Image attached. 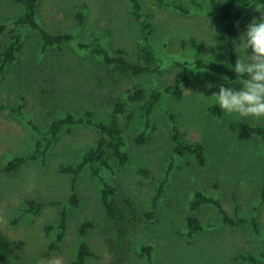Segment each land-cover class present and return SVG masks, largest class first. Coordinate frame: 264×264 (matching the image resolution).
Returning <instances> with one entry per match:
<instances>
[{
	"label": "rangeland",
	"instance_id": "obj_1",
	"mask_svg": "<svg viewBox=\"0 0 264 264\" xmlns=\"http://www.w3.org/2000/svg\"><path fill=\"white\" fill-rule=\"evenodd\" d=\"M141 1L155 26L153 45L161 61L157 70L132 76L115 73L77 47V42L88 43L98 34L111 51L125 49L138 62L139 35L127 0H41L39 24L53 34L76 36L74 42L47 50L38 32L15 25L24 11L18 1L0 0V23L14 28L23 42L17 60L0 78V104L18 107L24 103L25 118L43 132L54 119L69 112L83 118L91 112L96 120L107 122L111 103L125 98L128 91L138 86L149 94L163 91L178 76H187L182 96L164 93L148 124L144 104L134 106V117L125 128L129 163L118 166L113 162L112 169H102L101 177L93 176L89 167L84 169L77 186V206L70 202L71 176L60 173L59 168L78 164L96 145L99 133L87 123L71 131L64 129L46 157L29 161L0 179V231L14 247L12 264H37L52 257L69 264L83 240L94 253L87 264H151L142 251L149 246L153 264H248L239 256L264 253V142L259 137L239 138L247 124L264 126V116L240 117L223 110L222 115L213 113L211 107L217 104L212 93H218L221 86L239 90L243 85L197 69L196 51L190 44L195 37L205 61L230 65L219 12L211 0H177L185 11L154 0ZM257 6L252 0H238L234 10L236 58L242 62L248 61L237 46L245 25L253 16L259 17ZM82 11L87 16L80 25L77 15ZM8 37L9 33L0 34V47L7 44ZM245 51L251 55V48ZM175 128L188 141L205 146L204 166L193 155L175 153ZM143 133L141 143L138 137ZM37 140L25 119L1 113L0 167L16 156L31 155ZM101 178L116 189L115 200L125 213L120 222L110 218L103 206ZM162 184L164 193L156 215L149 218L151 200ZM196 191L220 199L232 215L255 216L260 234L243 225H225L212 205L192 211ZM31 199L46 203L39 214L28 211ZM63 207L69 212L68 229L55 249L51 245L60 233ZM190 215L202 226L193 237L187 227ZM84 222L95 226L82 238Z\"/></svg>",
	"mask_w": 264,
	"mask_h": 264
},
{
	"label": "trees",
	"instance_id": "obj_2",
	"mask_svg": "<svg viewBox=\"0 0 264 264\" xmlns=\"http://www.w3.org/2000/svg\"><path fill=\"white\" fill-rule=\"evenodd\" d=\"M23 7L24 11L15 22L17 26H26L39 33L44 50L54 47H60L65 43L74 42L76 36L72 34H53L46 28L42 27L38 22V5L41 0H17ZM159 4L169 6L177 10H184L177 0H154ZM255 4L260 5L264 0H252ZM131 16L137 27L139 35V45L137 46L138 62L130 59L128 52L125 49H118L114 52L103 41L102 37L94 34L88 43L77 42V47L80 50L89 51L102 64L110 67L115 73L125 75L141 76L145 73L152 72L158 69L161 61V54L155 49L153 45V35L155 26L150 19L148 13L145 12L141 0H127ZM219 12L220 18L224 23V30L222 39L227 43L229 48L230 65H224L219 62H207L202 56V46L195 37L190 39V44L195 48L196 60L195 65L197 69L205 70L220 76L226 77L229 81L237 80L234 71V65L237 61L236 46L234 38L236 35L237 24L234 22V10L238 0H211ZM87 14L82 11L78 13L77 19L80 25L86 21ZM9 33L8 42L4 47H0V78L4 75L6 67L15 62L20 54L23 42L22 35L16 33V30L10 29L8 24L0 23V34ZM185 43V42H184ZM187 76H178L173 83L169 84L163 91L153 90L150 94L143 86H138L131 91H128L125 98L113 101L109 121H98L91 112L87 113V118L77 117L74 113H66L54 119L46 132L41 131L39 126L32 120H27L23 113L25 104L22 103L18 107L0 104V114L10 113L21 119H25L29 126L38 136L34 152L28 156H16L11 159L5 166L0 167V179L3 176H10L16 173L23 165L29 161L36 160L38 157H46L53 146L59 140V136L64 129L71 131L75 126L82 124H89L94 127L98 133L99 138L96 145L90 150L86 151L81 161L76 165H62L59 172L71 176V196L70 202L72 205L79 204V197L77 193L78 181L84 169L89 167L93 176L101 177L102 169H112L113 162L118 166H125L130 161V155L125 151V128L128 122L134 117V106L143 103V112L147 120L150 121L151 115L155 108L161 103L164 93L172 94L177 97L182 96V86L185 83ZM211 111L217 115H222V109L218 105L211 107ZM145 134L138 137V141L143 143L145 141ZM253 137H259L264 142V126L245 125L239 135L242 141H247ZM174 151L179 156L193 155L196 158L199 166L206 164V150L205 146L199 142H190L185 138V135L175 128L174 133ZM103 184L102 202L103 206L110 218L115 221H122L125 218V213L115 200L116 189L110 183L101 178ZM165 184H162L157 193L151 200V212H148V217L152 218L156 215L158 209V201L163 196ZM262 198L264 199V189L262 191ZM59 205L60 203H54ZM203 205H212L220 213L222 222L225 225L236 227L246 226L252 230L254 234H260V226L255 216L245 218L235 213L230 214L223 206L220 199L208 196L202 191H196L191 201V210L196 211ZM46 203L34 199L27 201L28 211L34 214H39ZM69 212L63 207L61 212V219L59 224L60 233L55 242L52 243L51 248L59 249V244L64 241L68 229ZM93 222H84L80 227L82 238L88 234L89 228H94ZM53 226L49 228L52 229ZM187 227L189 236L193 237L202 229L199 219L190 215L187 218ZM149 257L152 263L153 248L143 247L142 250ZM14 253V247L10 240L0 231V264H12L11 256ZM94 253L86 241H82L76 258L69 264H87L89 258L93 257ZM240 259L248 264H261L264 261V253L257 257L249 252L240 255Z\"/></svg>",
	"mask_w": 264,
	"mask_h": 264
},
{
	"label": "clouds",
	"instance_id": "obj_3",
	"mask_svg": "<svg viewBox=\"0 0 264 264\" xmlns=\"http://www.w3.org/2000/svg\"><path fill=\"white\" fill-rule=\"evenodd\" d=\"M255 8L260 15L253 16L245 25L246 31L240 35L241 42L237 46L248 62L237 59L234 65L237 82L243 86L239 90L221 86L218 93L210 96L226 114L240 117L264 116V2ZM248 48L252 50L251 55L245 51ZM37 264H62V260L52 257Z\"/></svg>",
	"mask_w": 264,
	"mask_h": 264
}]
</instances>
